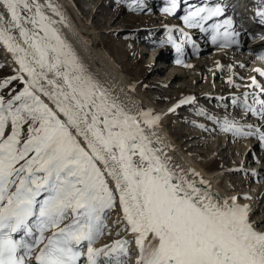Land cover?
I'll return each instance as SVG.
<instances>
[{"label":"snow or ice","instance_id":"obj_1","mask_svg":"<svg viewBox=\"0 0 264 264\" xmlns=\"http://www.w3.org/2000/svg\"><path fill=\"white\" fill-rule=\"evenodd\" d=\"M0 5L27 49L14 43L7 28H0V42L30 78L7 104L0 99V264H27L28 259L78 264L85 247L87 264H98L101 252L126 256L128 241H117L107 252L93 247L116 193L134 234L137 264H264V232L253 227L246 205L236 197L218 201L172 173L149 146L141 121L85 73L37 0H0ZM21 7L27 15H21ZM47 7L60 15L51 3ZM175 7L173 0L166 11ZM220 14L219 7L202 8L190 12L185 22ZM224 36L227 41L229 34ZM37 67L63 78L58 93H44L56 99L55 110L29 90L43 91L35 87ZM148 115L140 113L151 127L159 118ZM9 121L12 131L4 138ZM27 121L32 122L28 139L21 145L19 129Z\"/></svg>","mask_w":264,"mask_h":264},{"label":"bare ground","instance_id":"obj_2","mask_svg":"<svg viewBox=\"0 0 264 264\" xmlns=\"http://www.w3.org/2000/svg\"><path fill=\"white\" fill-rule=\"evenodd\" d=\"M37 2L42 5V9H41L42 12L46 16H48L51 21H56V23H54L52 27L56 29L61 39L70 47L72 52L75 54L78 63L83 67L85 73L89 75L95 82H97L104 90H106L109 93L110 97L116 100V102L121 107H123L125 111L129 112L131 115L136 116L137 119L141 121V127L144 130V134L151 141L150 143L151 147L153 148V150H155V154L161 159V161L166 164L167 168L177 177L187 180L189 183H193L196 188L201 189L202 193L210 194L214 199L218 201L230 200L231 197H236V202L238 204L242 206L246 205L248 207L249 221L253 224V227L258 232H264V230L262 229H260L261 230L260 231L258 229V225L255 224L258 221L256 219L253 220L251 219V215L256 214V212L259 211L258 209L260 207L259 205L260 203H258V201L255 200V196L254 197H249V196L246 197L247 195L242 196L238 193L236 194V191L235 190L233 191L232 188L230 187L228 188L227 186L222 185V179L226 177L227 173H229L231 176L232 174L239 176L242 174L241 170L243 168H245V171H247V166L250 160V158L247 157L248 155L252 153L254 154L255 152V150L253 152L254 147L251 146L250 143V140L252 139L250 138L249 140L244 139L238 142V144L241 143L244 144L243 150L248 149V154L244 158L243 162H241L242 161V157H241L239 162L231 161L232 163L230 167H228L224 171H220V172L215 171L213 173H208L207 167L203 166L202 165L203 163L201 164V162L198 161L197 158L192 157L191 154L194 151L193 147L183 148L184 144L182 145L181 143L175 142L171 132L172 130L170 131L167 128L170 116L177 115L180 108L190 107L194 104L200 105V103L203 104V106H205L206 108L208 107V105L206 106L205 103L201 101V99L196 98L197 95L202 94L203 101H207V100L209 101V99H212L210 95H205L206 93H204V91H200L203 88L198 86V83L201 80H203L204 87L207 88V86H210V83L215 84L214 81L218 79L217 85H213V88L211 89H206V90H210L211 92H217L216 96H221V97L229 96L234 86L235 87L241 86V88L239 89L240 91H238L239 92L238 95L244 94L243 91H245V93H253L254 91L252 90L253 89L252 84H254V82L251 79V75L246 70H244L245 65H247L251 59V54L248 53L247 55L246 54L243 55L240 52L235 53L230 51L229 52L215 51L214 53H208V54L203 53L199 55V58L194 59L193 61H189L187 63V66L184 65L183 67H180L182 64L181 65L174 64L171 61V55H167L164 53L166 52V48H164L161 56L155 58V62L154 60L153 62L151 61V63L150 61L148 60L147 61L152 65V69H151L152 75L159 76L160 74L162 75V73H167L166 75L167 79L165 82L162 83L159 82L157 85L149 86L150 89L156 90V92L155 91L148 92L143 89L141 83H137L136 81L133 82L130 79H128L122 72L121 68L118 65H116L114 60L111 59V57L105 52L104 50L105 46L102 43V40L99 38V32L97 31V29H94L95 27L93 28L91 26V23L89 22L88 18L83 19L82 16L78 14L77 12L78 10L75 7V3L69 4L68 2H66V0H37ZM49 3H51L56 8V10L60 13V15L53 14V11L47 7ZM151 4H149V6ZM33 11H35V9H33ZM85 13L87 14V12ZM27 14L28 13L24 11L23 8L21 7V15H27ZM0 17H3V21L0 22V28L9 29L8 34L15 37L14 43L19 44L21 47L27 49V45L23 43V40L19 37L18 30L15 29L13 22L11 21L10 15L2 5H0ZM61 18H63V22H61ZM133 19L134 20L132 22L140 23L143 17L136 15L133 16ZM155 19L162 20L163 17L159 16L158 18ZM25 27L31 29L32 26L31 24H27L25 25ZM251 32L254 33L253 36H256L255 31L251 30ZM132 37L138 41V35H133ZM259 38H256L255 41L253 40L254 43L252 45H250L251 43L250 42L248 44L250 46L247 45V47H244L245 50L255 51L261 49L264 46V37L262 36V40H260ZM0 44L1 47L4 49L3 53L6 55V58L9 61L8 66L16 70L17 76L20 79L22 78L21 80L23 81V83L28 84L30 78L25 72L20 71V66L16 62V56H14L13 53L7 50V47L3 44V42H0ZM28 50L30 51V49ZM142 53L143 55H146L147 52L144 49H142ZM154 55L152 56V59ZM36 71L37 73H40V76L37 78V83L35 87L40 88L42 86L43 91L37 92L35 88H31V89H33L35 93L39 95L42 102H44L50 108L55 110L56 99L48 95H44V93L45 92L58 93L60 89L63 87V78L57 77L52 72H48L47 69L41 70L39 67H37ZM207 74L210 75L211 81L210 79L208 81ZM222 74H225L226 76L227 85L221 84L225 79V76H223ZM47 80H53L55 81V84L54 85L49 84L46 82ZM149 87L147 88L149 89ZM187 87H189V89L186 90ZM194 88L196 89L195 92L191 90ZM167 89L175 90L179 94H182V97H179V99L176 100L172 105L166 107L158 106L157 101L161 99L162 97L161 93L165 92ZM251 97H253L254 100L259 99L258 96L252 95ZM225 103H226L225 104L226 107L230 108V106H228L229 103H227V101ZM212 104L213 103H211V107ZM208 108L211 109L210 107ZM256 108L259 109L260 105L256 104ZM141 112L148 113L149 115L147 118L149 119L154 117H158L159 119L156 120V122L151 127H149L147 124L143 123V120L140 117ZM233 113L237 114L235 112ZM57 114L60 119L63 120L65 119L62 114L59 113ZM219 115L225 116L227 119H236V116H232L230 112L224 110L223 113ZM248 118H250V115H248ZM260 120L262 123L264 122V118ZM233 121L236 125L239 126L240 132L243 135L237 134V132L235 131L237 127L227 126L225 132L228 135L230 134V136L226 140L227 143L225 146V150L228 151V148H230L229 147L230 142L232 141L235 142L236 138L238 139L240 137H247L248 135L256 134V138H260L261 141L264 140V131L262 130V128L264 129V125H262L261 128L258 120H255L253 122H247L245 121V119H240L238 122L236 120ZM8 126L9 124L7 123L5 127L6 130L8 129ZM81 128L83 129L82 125ZM71 131L73 135H76L75 129H71ZM183 134L184 131H182L181 135ZM77 138L78 141L81 143V145L86 147V144L84 142V137L78 136ZM193 139H196V135L193 136ZM204 144L205 143H201L200 141H198L197 143L195 142V146H203ZM204 147L206 151L208 146H204ZM208 148L210 149V147ZM203 154L205 155V152H203L202 155ZM134 159H138V156L134 157ZM256 159L258 162L260 161L259 157H257ZM97 162L99 163V166L102 167L101 169H103L104 171V165L99 161ZM263 166L264 165L260 167L263 168ZM262 168H260L261 171L264 170V168L263 169ZM221 172L224 173L222 174ZM256 177L258 180V182L255 183L257 184L256 186L257 189L259 188L258 184L261 182L262 179H264V177L262 175V172L257 173ZM247 178H248L247 176L244 177L243 179L244 182L247 183V181L248 182L251 181L250 184H252L254 179L247 180ZM108 181L110 184V188L115 191L114 182H112L110 178H108ZM116 195L118 197V207H119V216H117L116 220L123 222L126 225L125 230H127V232L125 231L124 234L125 237L122 238V240L121 239L120 240L121 241L127 240L128 242L133 241L135 243L134 234L130 232L127 226V222L123 218V212L119 204L118 193H116ZM242 197L247 198L246 202L242 201L241 199ZM257 205H258V209H257ZM254 210L256 212L252 214ZM99 246H102L103 247L102 250L104 251H106L109 247L105 245V242H102L96 248H98ZM40 248L41 247H39L36 250V252H38ZM101 259L103 262L105 261L104 256Z\"/></svg>","mask_w":264,"mask_h":264},{"label":"rangeland","instance_id":"obj_3","mask_svg":"<svg viewBox=\"0 0 264 264\" xmlns=\"http://www.w3.org/2000/svg\"><path fill=\"white\" fill-rule=\"evenodd\" d=\"M159 1L160 0H151L152 4L149 6V9L152 14H134V12L130 13L127 11L129 9V5L132 6V2L128 3L126 1L125 3H123L122 0H108V4L105 3V5H103V0H92V3L94 5L87 4L85 8H83V6L80 3L78 4V2H80L79 0H66V2H68L69 4L75 3V7L78 10L77 11L78 14H80L83 19L88 18L89 22L91 23V26L93 28L95 27L94 29H97V31L99 32V38L102 40V43L105 46L104 47L105 52L111 57V59L114 60L116 65H118L121 68L124 75L133 82L136 81L137 83H141L143 86V89L148 92H154V91L156 92V90L150 89L149 86L157 85L159 82L161 83L165 82L167 79L166 77L167 73H162V75L160 74L159 76L151 74V69H152V65L150 64L151 61L153 62L154 60L155 62V58H158L159 56H161L164 48H166V52L164 53L167 55H170L168 52V48L164 47L160 50L157 56L156 57L154 56L152 59V56L154 55L155 50L150 47H147V49H145L143 46L145 41L146 42L151 41L150 37L154 36L157 39L158 36L163 34V32H158V30H161V28L158 29V27L163 25V23L169 22L168 20H165V21L163 20L164 15L155 14V13H158L157 7L160 3ZM136 7H138V5ZM166 9L167 7L163 6V3H162L160 5V13L168 12L166 11ZM85 12H87V14ZM136 15L143 17L140 23L132 22L134 20L133 16H136ZM159 16L163 17V19L162 20L155 19V18H158ZM147 29H149V31ZM153 31H156L157 33H154ZM249 31L251 32V30ZM133 35H138V41L132 37ZM252 35H254V33ZM253 37L255 41L257 36H253ZM259 39L262 40V37ZM152 41L157 42L158 40H154L153 38ZM252 41L251 43L249 42L250 45L254 43V41L253 42ZM142 49H144L147 52L146 55H143ZM3 51L4 49L1 47V44H0V85H4L0 87V99H2V101L5 104H7L9 100H12L15 96L20 94L25 89V87L28 86V84L23 83V81L21 80L22 78L20 79L17 76L16 70L8 66L9 61L6 58V55L3 53ZM147 60L150 61V63H148ZM189 61H193V60H189ZM183 66L184 65L182 64L180 67H183ZM222 75L225 76V74H222ZM207 76H208V81L209 79L211 81L210 75L207 74ZM214 83L215 84L210 83V86H207V88L204 87L203 80L199 81L198 83L199 87H203L200 91H204V93H206L205 95H210L211 98L213 99H209V101L207 100L208 102L203 101L202 94L197 95L196 98L201 99V101L205 103L206 106L208 105V107L210 108H212L210 100H214L215 92L213 95V92H211L210 90H206V89H211L213 88V85H217L218 79L214 81ZM221 84L227 85L226 76H225L224 81ZM147 87H149V89ZM236 87H238V89L236 90H239L241 88V86H236ZM187 89H189V87H187L186 90ZM29 90L32 91L35 95L39 96L38 94L35 93L33 89L30 88ZM191 90L195 92L196 89L194 88ZM232 93H237V92H233L232 90L230 94ZM161 95H162L161 99L157 101L158 106H161V107L172 105L176 100L179 99V97H182V94H179L178 92L172 89H167L165 92L161 93ZM18 103L19 102L17 101L16 104ZM194 106H197V104H194ZM194 106L190 108L192 111L189 109L184 110L188 107L180 108L177 115L170 116L167 128L170 131L172 130L171 132H172L174 141L177 143H181L182 145L184 144L183 148L193 147L195 152L193 151V153L191 154L192 157L197 158V160L200 161L201 164L203 163L202 165L207 167V171L209 173L211 172L213 173L215 171H218V172L224 171L226 170L227 167H230L232 163L231 161L239 162L241 157H242L241 162H243L244 158L248 154V149H245L246 151L243 150L244 144L243 143L238 144L240 140L236 138L235 142L234 141L230 142V146H229L230 148H228V151L225 150V146L227 143L226 140L230 136V134L228 135L226 133L227 134L226 136L222 134L220 137L218 133H216L215 131L213 132L210 131L212 130V123H215V120L212 119L214 117H211L210 112H207V114H202V117L194 115L195 112H198V110H196L197 108H195ZM218 106L219 105L217 104V107ZM224 111H226V109ZM231 114L232 116L234 115L233 112ZM209 118H211V121H208ZM31 123H32L31 121H27L26 123H23L19 129L20 131L19 139H20L21 145L28 139V129ZM8 124L9 126L7 130L5 129L4 138L10 135L12 131L11 122L9 121ZM207 127L211 129H208ZM182 131H184L183 135H181ZM194 135H196V139H193ZM198 141H200L201 143H205V144L203 146H195V142L197 143ZM251 141L252 140H250L251 146L256 148L258 147V143L261 142V139L258 140L257 143L253 141L251 142ZM204 146H208L210 147V149L207 147L205 151ZM254 148H253V152L255 150ZM259 151H261L260 148L258 149V152ZM203 152H205V155L204 154L202 155ZM252 155L253 153L248 155L247 157V158H250L247 171H248V168L255 167L256 165L254 164ZM229 158L232 160H230ZM21 163H23V161H21ZM97 165L100 169L102 168L101 166H99L98 162H97ZM18 166L19 165H17V167ZM101 170L103 171V169ZM250 170L251 169H249V172ZM259 172H262V175L264 177V170L262 171L259 170ZM221 173L223 174L224 172H221ZM104 174L105 176H107L105 172ZM246 176L249 178V179L247 178V180H253V175L250 176V173H244L239 176L233 175V174L231 176L229 173H227L226 177L222 179V185L227 186L228 188L229 187L232 188L233 191L234 190L236 191V194L238 193L240 195L241 193L251 194L253 190L254 191L257 190L258 193L257 195H255V200L259 201L257 196L260 193H262V190L264 191V183H263L264 179L261 180L260 178L261 182L258 184L259 188L256 189V187L255 188L253 187V189L251 190L250 188L251 186H248L251 181L249 182L247 181L246 183L243 180L244 177ZM108 185L110 187L109 181H108ZM261 210L262 211L258 212L257 216L255 217V219L258 221L255 224L258 225V229L264 230V207ZM117 216H119V207H118V197L115 194V200L113 203V207L111 209H106L104 214L102 215L101 224H102L103 234L99 235L98 240H96V243L94 246H96L97 244L100 245L102 242H105V245H107V239H109L110 243H115L118 240L120 239L122 240V238L125 237L124 235L125 231L127 232V230H125L126 225L123 222L117 221L116 220ZM105 230H107L106 231L107 239L105 238V235H104ZM112 240L114 242H112Z\"/></svg>","mask_w":264,"mask_h":264}]
</instances>
